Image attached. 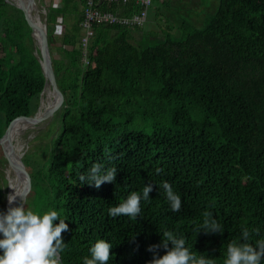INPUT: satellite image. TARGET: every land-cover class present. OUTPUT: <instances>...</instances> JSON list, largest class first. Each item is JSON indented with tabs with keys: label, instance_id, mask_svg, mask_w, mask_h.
Here are the masks:
<instances>
[{
	"label": "trees",
	"instance_id": "1",
	"mask_svg": "<svg viewBox=\"0 0 264 264\" xmlns=\"http://www.w3.org/2000/svg\"><path fill=\"white\" fill-rule=\"evenodd\" d=\"M44 2L65 100L45 157L25 163L32 179L27 202L66 219L62 264H82L100 239L112 245L109 264H151L147 249L160 244L162 231L182 235L195 255L223 264L241 229L252 233L253 244L264 237V0H219L203 27L183 20L181 36L169 25L159 36L145 26L97 24L88 64L81 45L85 0ZM66 13L74 16L56 45L54 25ZM31 32L23 11L0 0V138L15 118L34 115L40 105L46 79ZM23 122L15 121L13 130ZM94 164L117 168L115 182L80 184L78 175ZM163 182L180 195V212L170 210L158 186ZM150 183L141 217H109L108 208ZM4 196L1 186L0 207ZM205 211L224 228L222 235L195 231Z\"/></svg>",
	"mask_w": 264,
	"mask_h": 264
},
{
	"label": "clouds",
	"instance_id": "2",
	"mask_svg": "<svg viewBox=\"0 0 264 264\" xmlns=\"http://www.w3.org/2000/svg\"><path fill=\"white\" fill-rule=\"evenodd\" d=\"M156 169V174H160ZM117 177V168L105 169L101 164H94L86 173L79 174L80 184L100 188L105 182L113 183ZM163 190L167 204L174 213L180 212L182 201L168 182L158 185ZM7 188L14 191L7 195V212H0V264H62L61 256L67 244L62 233L68 230L66 219H62L56 210L49 209L42 214L34 211L23 193L9 183ZM152 184L145 185L141 193L132 192L118 206L108 208L110 218L126 216L131 220L141 217V201L149 202ZM18 198H24L17 204ZM16 205V206H13ZM27 205V207H25ZM59 220V223L55 222ZM195 231L208 235L223 234L224 228L210 211L203 212L202 223ZM161 242L147 249L153 253L151 264H213L211 258L195 255L186 247V239L172 231L160 232ZM255 235L260 236L259 230ZM252 233L241 229L237 240L229 242L223 264H264V237L251 243ZM171 245V248L169 247ZM166 254L159 256L160 249ZM112 245L100 239L90 248V257L82 258V264H109Z\"/></svg>",
	"mask_w": 264,
	"mask_h": 264
},
{
	"label": "rangeland",
	"instance_id": "3",
	"mask_svg": "<svg viewBox=\"0 0 264 264\" xmlns=\"http://www.w3.org/2000/svg\"><path fill=\"white\" fill-rule=\"evenodd\" d=\"M40 15L42 20L44 19V7L46 9V4L44 0H38ZM62 0H48V4L56 7L61 5ZM219 6V0H169V6L163 4V0H154L149 8L148 22L145 25L146 29H152L156 31L159 36H162L163 30L167 26H171L172 32L177 35H182V30L180 28L183 20H190L197 24L198 27H203L206 22L211 18L216 9ZM82 6L78 5L77 8L81 9ZM66 12H68L66 10ZM74 15H69L66 13L65 21H60L54 25L55 35H56V45H60L62 34L66 31V28L70 26ZM135 43H140L141 34L139 32H134ZM60 52V51H59ZM4 53L0 50V56ZM55 55L58 57L60 53H57L55 49ZM60 121L56 114L51 120H45L39 123L35 128H27L20 135L19 139L23 143L22 151L24 152L23 157H25V163L31 167L36 164L37 159L44 158V149H46L47 144L50 139L57 135L60 130ZM28 136V137H27ZM28 138V139H27ZM24 141V142H23ZM3 151V149H0ZM2 156L0 152V188L3 187L5 193L4 201L0 207V211L4 210L6 204V197L8 192V161L7 163H2ZM5 157V156H4ZM2 190V189H1Z\"/></svg>",
	"mask_w": 264,
	"mask_h": 264
},
{
	"label": "water",
	"instance_id": "4",
	"mask_svg": "<svg viewBox=\"0 0 264 264\" xmlns=\"http://www.w3.org/2000/svg\"><path fill=\"white\" fill-rule=\"evenodd\" d=\"M5 2L13 4L23 11L25 18L32 29L31 34L35 40V44L40 51L39 53L36 52V55L40 58V62L46 79L44 89L40 96V105L37 112L32 116H19L15 118L6 129L4 135L0 138V145L3 149L4 156L7 159L9 166H11V168L16 171L17 175L23 181L20 192L23 193L27 199L28 193L31 189L32 179L30 172L28 171L27 166L22 158V154L24 153L19 155L17 153L15 154V147L12 138L13 124L18 120L27 121L29 125H34L45 120H51L56 112L61 109L65 100V96L58 84L53 65V58L49 44L48 19L46 9L43 10L45 16L42 20L38 0H5ZM47 87H50L53 90L56 96V102L51 108L42 111L41 108L44 99V92ZM22 199L24 198H18L17 204H19ZM8 207L9 205L7 204L6 199V204L3 212L6 213Z\"/></svg>",
	"mask_w": 264,
	"mask_h": 264
},
{
	"label": "built area",
	"instance_id": "5",
	"mask_svg": "<svg viewBox=\"0 0 264 264\" xmlns=\"http://www.w3.org/2000/svg\"><path fill=\"white\" fill-rule=\"evenodd\" d=\"M154 0H85L84 16L81 22L83 49V62L89 63L88 48L90 41L95 33V25H120L123 27L136 28L144 27L148 22L149 8ZM110 4L115 6L131 5L137 7V10L130 14H120L113 10L103 9L101 6Z\"/></svg>",
	"mask_w": 264,
	"mask_h": 264
},
{
	"label": "bare ground",
	"instance_id": "6",
	"mask_svg": "<svg viewBox=\"0 0 264 264\" xmlns=\"http://www.w3.org/2000/svg\"><path fill=\"white\" fill-rule=\"evenodd\" d=\"M25 1H27V0H25ZM44 9H45V7H44ZM46 11H47V7H46ZM55 102H56V96H55L53 90L50 87H47L45 92H44V99H43L42 108H41L42 111H44L45 109L51 108ZM42 122L43 121H41L39 123H42ZM39 123H36L34 125H29V123H27V121H25V122L21 123L20 125H18L14 130H12V138H13V144L15 147L14 148L15 154L17 153L19 155V154L24 153L22 151L23 143L19 139V135L27 128H35ZM22 156H23V154H22ZM7 176H8L9 183H11L13 186L17 187L18 191H20L22 184H23V181L17 175L16 171L11 168V166H8ZM13 191H14L13 189L9 188L8 194L12 193ZM7 204H8V202H7Z\"/></svg>",
	"mask_w": 264,
	"mask_h": 264
},
{
	"label": "crops",
	"instance_id": "7",
	"mask_svg": "<svg viewBox=\"0 0 264 264\" xmlns=\"http://www.w3.org/2000/svg\"><path fill=\"white\" fill-rule=\"evenodd\" d=\"M78 1V0H77ZM62 2H63V0H62Z\"/></svg>",
	"mask_w": 264,
	"mask_h": 264
}]
</instances>
